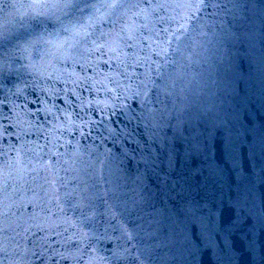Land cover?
<instances>
[{"label": "water", "instance_id": "obj_1", "mask_svg": "<svg viewBox=\"0 0 264 264\" xmlns=\"http://www.w3.org/2000/svg\"><path fill=\"white\" fill-rule=\"evenodd\" d=\"M5 2L0 162L22 130L34 165L103 189L0 172V244L24 264H264V0ZM30 63L55 78L15 95Z\"/></svg>", "mask_w": 264, "mask_h": 264}, {"label": "clouds", "instance_id": "obj_2", "mask_svg": "<svg viewBox=\"0 0 264 264\" xmlns=\"http://www.w3.org/2000/svg\"><path fill=\"white\" fill-rule=\"evenodd\" d=\"M0 7H2L7 14H11V10L16 9L18 6L15 3H7L5 0H0ZM27 7H41L38 5H28ZM108 7L114 9H127L131 10L136 8L137 5L114 3ZM192 7H195L193 5ZM16 71H23L26 76H31L32 79H25L20 85H17L15 95H22L26 87H38L39 82L46 78H55V68L51 71L47 69H38L31 63L28 65H21ZM186 87V85L184 86ZM25 133L18 130L17 139L20 140L19 145H11L3 153V160L0 162V172L3 174L4 187L7 189L10 184H15L17 180V173L22 172V179L24 183H34L37 187L45 191H54L57 188L68 189L71 192H87L89 188H96L97 191L103 189V184L99 183L98 176L95 173H88L86 175H64L62 173L70 172L69 168L58 169L56 165L51 167L40 165L37 167L33 164L36 159L32 154V149L23 140ZM72 181L77 182V186L69 189V184ZM82 185V187H80ZM7 232V229L5 230ZM89 240L91 238H88ZM0 253L3 259L0 264H24L23 255L24 249L19 244L15 236L5 235L3 243L0 244ZM86 256L85 264H107L104 258L99 256L95 251L83 253L82 258Z\"/></svg>", "mask_w": 264, "mask_h": 264}, {"label": "snow or ice", "instance_id": "obj_3", "mask_svg": "<svg viewBox=\"0 0 264 264\" xmlns=\"http://www.w3.org/2000/svg\"><path fill=\"white\" fill-rule=\"evenodd\" d=\"M38 6H43V5H38ZM66 6H70V5H66ZM125 233L129 236V239L133 238V234L131 232H128L127 229H124Z\"/></svg>", "mask_w": 264, "mask_h": 264}]
</instances>
